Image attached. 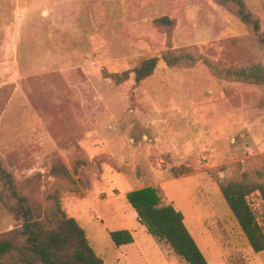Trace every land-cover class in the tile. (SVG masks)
I'll list each match as a JSON object with an SVG mask.
<instances>
[{
	"label": "rangeland",
	"instance_id": "374dc122",
	"mask_svg": "<svg viewBox=\"0 0 264 264\" xmlns=\"http://www.w3.org/2000/svg\"><path fill=\"white\" fill-rule=\"evenodd\" d=\"M244 1L264 32V0ZM166 50L198 60H160L139 83L103 74ZM203 58L264 64V49L213 0H0V158L32 200L58 194L103 264H187L140 227L126 193L144 186L183 214L209 264H264L218 185L264 171V85L220 78ZM57 158L75 184L49 173ZM248 201L264 232L263 203ZM20 224L0 201V238ZM122 228L134 239L116 246L108 232Z\"/></svg>",
	"mask_w": 264,
	"mask_h": 264
},
{
	"label": "trees",
	"instance_id": "16d2710c",
	"mask_svg": "<svg viewBox=\"0 0 264 264\" xmlns=\"http://www.w3.org/2000/svg\"><path fill=\"white\" fill-rule=\"evenodd\" d=\"M213 1L243 22L257 45L264 49V32L260 31L259 19L248 9L244 0ZM155 21L162 25L172 23V19L167 16ZM160 60L173 67L183 62L193 63L198 57L190 52L166 50L160 56L140 60L132 69L111 73L103 71V74L119 84L132 73L134 81L139 83L153 73ZM202 60L220 78L264 85V64L260 62L221 66L206 58ZM77 162L88 164L89 161L81 159ZM74 172L76 168L71 171L60 158L55 159L49 169L51 175L72 184L78 180L73 177ZM37 175L27 177L25 182H30ZM218 185L252 251L264 250V232L248 201L250 194L257 193L264 206V171L255 170V177L245 171L237 179L220 180ZM46 198L52 203L45 206L29 198L0 158V201L21 222L20 227L0 238V264H103L89 244L82 226L61 209L58 194L49 193ZM160 198L153 186L126 193V200L134 209L136 219L156 241L167 245L187 264H209L187 229L183 214L171 203H160ZM108 235L116 246L133 242L132 234L126 228L109 231Z\"/></svg>",
	"mask_w": 264,
	"mask_h": 264
},
{
	"label": "crops",
	"instance_id": "0c3cea01",
	"mask_svg": "<svg viewBox=\"0 0 264 264\" xmlns=\"http://www.w3.org/2000/svg\"><path fill=\"white\" fill-rule=\"evenodd\" d=\"M139 224H140V223H139ZM141 226H143V225L140 224V227H141ZM128 230H129V229H128ZM129 231H130V230H129ZM130 233L132 234V237H133V239H134L133 233H132L131 231H130Z\"/></svg>",
	"mask_w": 264,
	"mask_h": 264
}]
</instances>
